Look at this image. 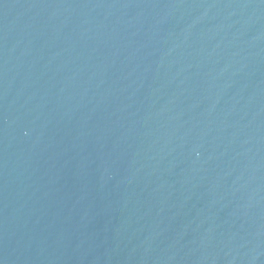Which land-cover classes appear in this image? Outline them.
I'll return each instance as SVG.
<instances>
[{"label": "water", "instance_id": "water-1", "mask_svg": "<svg viewBox=\"0 0 264 264\" xmlns=\"http://www.w3.org/2000/svg\"><path fill=\"white\" fill-rule=\"evenodd\" d=\"M0 264H264V0H0Z\"/></svg>", "mask_w": 264, "mask_h": 264}]
</instances>
